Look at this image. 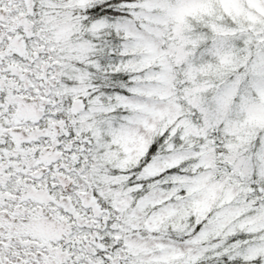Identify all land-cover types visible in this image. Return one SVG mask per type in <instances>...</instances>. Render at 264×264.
Instances as JSON below:
<instances>
[{"label":"snow or ice","instance_id":"obj_1","mask_svg":"<svg viewBox=\"0 0 264 264\" xmlns=\"http://www.w3.org/2000/svg\"><path fill=\"white\" fill-rule=\"evenodd\" d=\"M0 264H264V0H0Z\"/></svg>","mask_w":264,"mask_h":264}]
</instances>
